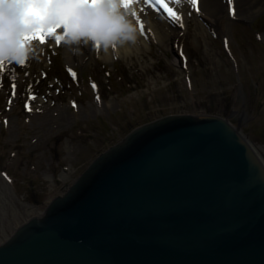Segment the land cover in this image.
Wrapping results in <instances>:
<instances>
[{"label":"rangeland","instance_id":"rangeland-1","mask_svg":"<svg viewBox=\"0 0 264 264\" xmlns=\"http://www.w3.org/2000/svg\"><path fill=\"white\" fill-rule=\"evenodd\" d=\"M175 1L183 5L177 20L183 27L171 45L151 40L107 61L91 42L84 52L62 39L57 45L58 28L43 44L32 41L35 51L25 66L5 64L0 179L8 185L0 184V243L65 194L98 154L167 115L227 120L264 164V0L250 19L223 15L213 25L187 0ZM152 6L157 18L170 20L158 3ZM23 203L33 211L26 213Z\"/></svg>","mask_w":264,"mask_h":264},{"label":"water","instance_id":"water-1","mask_svg":"<svg viewBox=\"0 0 264 264\" xmlns=\"http://www.w3.org/2000/svg\"><path fill=\"white\" fill-rule=\"evenodd\" d=\"M0 264H264V165L222 118L163 117L95 159Z\"/></svg>","mask_w":264,"mask_h":264},{"label":"clouds","instance_id":"clouds-1","mask_svg":"<svg viewBox=\"0 0 264 264\" xmlns=\"http://www.w3.org/2000/svg\"><path fill=\"white\" fill-rule=\"evenodd\" d=\"M28 7L29 0H0V60L21 64L34 54L33 46L25 44L20 48L21 35L33 30L31 25H21ZM76 11L92 23L86 27H69L61 35L65 45L91 42L105 54L110 49L128 54L139 43L138 29L120 12L119 0H100L95 8L84 6Z\"/></svg>","mask_w":264,"mask_h":264},{"label":"bare ground","instance_id":"bare-ground-1","mask_svg":"<svg viewBox=\"0 0 264 264\" xmlns=\"http://www.w3.org/2000/svg\"><path fill=\"white\" fill-rule=\"evenodd\" d=\"M152 2L155 3V0H152ZM163 2H164V0H163ZM173 4H175V7L177 5V8L174 9V7H171L172 10L179 16V14L182 12L180 10H183V5H181V1H175V2H173ZM168 7H170V6H168ZM231 8L233 10L232 12H230V10H229L230 5L228 4V0H198V3L194 9L196 10V12L199 15H201L211 25H213V24H216L218 19H220V17L223 15H228L231 20L239 19V18L250 19V17L252 15L258 13L263 8V0H234V3L231 5ZM142 9H143V15H141ZM155 10L156 9L154 8V6H152V3L149 5H143L140 3V0H133V3L127 9L120 8V12L123 13L125 16H127V18L130 19L134 23V25L137 27V29L139 27V25L136 23L137 19H139L140 24H143V26H144V32L146 33L145 36H144V32L141 33L138 29V35H139L138 46L139 47L140 46H144V47L147 46L148 45L147 43L151 40L153 42H155L156 44L161 45V46L171 45V44H173L175 37L179 33L181 23L179 24V23H177V20H173L172 18H170L166 11H165V13H166L167 17H169V19H170L169 21H167V19L164 16H160L159 18H157L156 17L157 12ZM134 11L137 13L136 16H132V12H134ZM76 45H77V47H81L80 51L84 52L85 49L90 50L88 48V44L85 45V44H83V42L76 44ZM67 51L70 53L69 49H67ZM80 51H77V52H80ZM131 52L132 51H130L128 54H124L123 52H118L115 49H110L108 51V53L105 54L104 60L109 61L113 58L126 57V56L132 54ZM77 55L79 56L81 54H77ZM68 57L70 58L71 54ZM80 57H82V56H80ZM172 115H174V114H172ZM225 121L227 122V120H225ZM233 129L237 130V128H235V127H233ZM111 147H109L108 149H110ZM107 150H105L104 152H106ZM104 152L98 154L91 161V163L89 165H91L93 163V161L95 159H97L99 156H101V154H103ZM89 165L87 166V168L89 167ZM61 177L63 179L68 178V173L63 172L61 174ZM2 180L0 179V184H2V185L4 184L5 186L8 185V183H6V182H8V180L5 177H3ZM0 192H2V191L0 190ZM57 197H59V196H57ZM23 207H24L25 212L28 214L31 213L34 209L30 205H27L24 203H23ZM45 211H46V209L43 210L42 212H39L38 216L32 217V218L28 219L27 221H25L22 225H20L19 227H17L15 229L14 233L20 227H22L24 224L28 223V221H30L32 219L41 218L45 214ZM7 240H8V238L4 242H1L0 245H3Z\"/></svg>","mask_w":264,"mask_h":264},{"label":"snow or ice","instance_id":"snow-or-ice-1","mask_svg":"<svg viewBox=\"0 0 264 264\" xmlns=\"http://www.w3.org/2000/svg\"><path fill=\"white\" fill-rule=\"evenodd\" d=\"M170 2H174V0H170ZM98 3H100V0H29V7L23 15L21 25L29 26L36 24L39 26L36 27L31 33L21 35L20 48H23L25 44L32 46V41L34 40H38L41 44L45 43L46 35L55 34L58 28L63 30V34H66V31L69 27H86L88 24L92 23V21L86 20L76 10L84 6L95 8ZM132 3L133 0H119V7L127 9ZM140 3L143 5H149L152 3V0H140ZM155 3L160 4V6L163 7L168 13V16L173 20L180 19V17L172 10V8L168 7V5L163 2V0H155ZM187 3L195 8L198 0H187ZM233 3L234 0H228L230 12L233 11L231 8ZM136 15L137 13L135 11L132 12V16ZM141 15H143V9L141 10ZM46 20H54V23L52 26L45 28L43 24ZM136 23L139 25L141 33H143V24H140L139 19L136 20ZM181 27H183V25H181ZM56 44H61L60 35L56 36ZM26 62L17 65L23 67L25 66ZM6 63H11V61L0 60V72L3 71ZM72 74L75 77V73ZM93 88H95V85H93Z\"/></svg>","mask_w":264,"mask_h":264}]
</instances>
